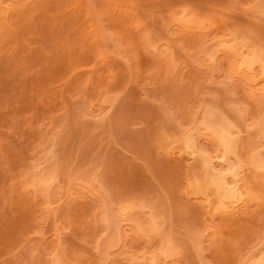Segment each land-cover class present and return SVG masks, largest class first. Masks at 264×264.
I'll list each match as a JSON object with an SVG mask.
<instances>
[{"label":"rangeland","instance_id":"374dc122","mask_svg":"<svg viewBox=\"0 0 264 264\" xmlns=\"http://www.w3.org/2000/svg\"><path fill=\"white\" fill-rule=\"evenodd\" d=\"M239 47L264 63V0H0V264L263 255L254 159L264 162V130L253 122L264 84L258 64L250 80L260 89L245 81ZM205 110L237 134L229 162L251 198L244 230L213 221L218 198L183 148L190 131L221 153L202 128ZM152 215L159 225L148 230Z\"/></svg>","mask_w":264,"mask_h":264},{"label":"bare ground","instance_id":"6f19581e","mask_svg":"<svg viewBox=\"0 0 264 264\" xmlns=\"http://www.w3.org/2000/svg\"><path fill=\"white\" fill-rule=\"evenodd\" d=\"M233 53L234 56L239 60V65H241L240 70L242 73H244L243 77L245 78V81H247L248 84L253 82V91H258L260 89L259 87H257L259 81L256 80L254 82V79L250 80V76L253 74L252 71L254 69V66L258 64L261 70L260 81H262L264 84L263 61L259 59L258 55L253 51H250L248 52V54L244 55V52L240 50V47L234 50ZM258 94L261 98L260 103L264 104V91L259 93L257 92V95ZM253 108L255 109V105H253ZM206 110L204 111V116L201 121V125L204 126L202 128L205 132H207V136H210L215 141L221 153L215 156H212L211 154L209 155L205 148L203 150L200 146H198V135L197 137H195L196 135L192 134V132L189 133L190 131H187L188 133L186 134L183 133V148H185L184 151H187V154H191L189 155L190 158L192 155L193 158H197L199 156V159L201 160L199 162V165L200 167H202V169L205 168V174L203 172L204 176L202 179V184L204 185L203 189L212 188L216 197L218 198L219 202L215 207V213L213 212L214 214H211L213 217V221L217 219V221L219 222L218 227L221 230L222 228H229L230 231L244 230L247 224H249V222L251 221V219L246 216V212L248 211L247 213H249L248 208L250 207L249 202L251 198L249 197V189L246 187L245 183H243L242 178L239 175L237 164L235 162H229L230 156L235 155L237 152L238 141L235 139L237 134L234 135L235 131L233 130L234 128L232 129L233 126L230 124V121H228L229 119L226 120L225 118L220 116V113L216 114L214 112ZM261 111L260 112L263 113L261 114L262 117L260 116V119L257 117V121L255 120L256 122L254 121L253 123H255L254 126L257 127V132L263 133L264 111L262 109ZM236 133H238V131ZM238 134L240 135V133ZM254 166L256 168H262L264 174V162L261 158L258 159L257 157L254 159ZM54 179L55 173L51 170H48L39 176V183L42 187L45 186V188H47L53 182ZM146 222L148 224L149 229L148 227L145 229L148 230L157 229L156 226L159 225L156 220V216L153 215L150 216V218H148ZM135 223L136 227L139 228L142 226L143 222L135 220ZM263 255H259L257 256V258H250L247 261V264H264Z\"/></svg>","mask_w":264,"mask_h":264}]
</instances>
